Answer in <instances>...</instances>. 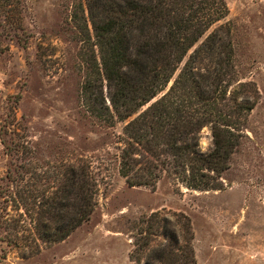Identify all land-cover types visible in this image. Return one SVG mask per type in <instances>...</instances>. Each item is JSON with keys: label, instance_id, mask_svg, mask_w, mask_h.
<instances>
[{"label": "rangeland", "instance_id": "rangeland-1", "mask_svg": "<svg viewBox=\"0 0 264 264\" xmlns=\"http://www.w3.org/2000/svg\"><path fill=\"white\" fill-rule=\"evenodd\" d=\"M80 1L85 0L0 4V182L19 144L49 169L87 162L98 182V206L56 243L5 221L1 235L13 243L0 241V264H137L130 255L149 239L147 230L153 231L151 246H161L166 231L182 234L188 222L197 264H264V0H226L240 81H253L260 95L241 145L209 189L188 187L169 175L155 186H131L121 175L123 123L98 115L103 99L110 104L107 82L89 70L90 88L83 92L87 68L72 20ZM213 147L212 126H204L199 148L208 153ZM141 251L147 259L150 249Z\"/></svg>", "mask_w": 264, "mask_h": 264}, {"label": "trees", "instance_id": "trees-1", "mask_svg": "<svg viewBox=\"0 0 264 264\" xmlns=\"http://www.w3.org/2000/svg\"><path fill=\"white\" fill-rule=\"evenodd\" d=\"M229 13L226 0H85L74 6L87 68L83 92L90 88L89 70L107 82L110 104L103 99L98 115L123 123L120 173L129 185L155 186L169 175L191 188H213L241 145L260 93L253 81H240ZM207 125L214 147L203 153L199 134ZM11 155L16 158L0 182V241L13 243L1 235L5 221L56 243L91 218L99 186L87 162L49 169L19 144ZM11 202L18 215L10 213ZM150 230L130 255L137 264H197L190 222L182 224V234L166 231L161 246H151Z\"/></svg>", "mask_w": 264, "mask_h": 264}]
</instances>
